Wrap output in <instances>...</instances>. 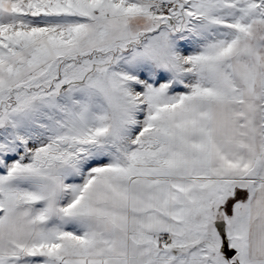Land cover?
<instances>
[{"label": "snow or ice", "instance_id": "snow-or-ice-1", "mask_svg": "<svg viewBox=\"0 0 264 264\" xmlns=\"http://www.w3.org/2000/svg\"><path fill=\"white\" fill-rule=\"evenodd\" d=\"M0 264H264V0H0Z\"/></svg>", "mask_w": 264, "mask_h": 264}]
</instances>
